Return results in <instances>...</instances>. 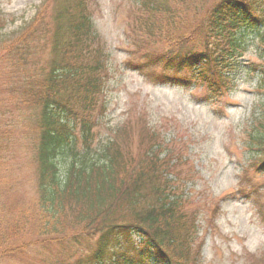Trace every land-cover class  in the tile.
<instances>
[{
	"label": "trees",
	"instance_id": "trees-1",
	"mask_svg": "<svg viewBox=\"0 0 264 264\" xmlns=\"http://www.w3.org/2000/svg\"><path fill=\"white\" fill-rule=\"evenodd\" d=\"M56 3L52 26L36 29V19L12 45L20 64L17 68L25 72L20 82L12 79L9 93L0 98L7 102L12 95V104L20 109L27 105L35 113L39 212L34 217L39 231L47 232L42 236L50 238L51 245L65 241L67 253L76 250L75 241H87L88 252L73 262L67 260L68 264H147L150 260L199 264L200 217L186 212L191 197L182 189L190 179L183 169L185 151L170 147L163 156L168 144L154 134L156 141L137 161L124 152L125 138L110 139L98 152L91 150L99 125L95 113L109 72L108 53L88 0ZM134 4L137 25L166 44L168 51L156 60L131 62V68L152 79L148 71L157 66L162 70L157 81L206 84L219 97L244 56L245 36L255 34L259 63L247 69L258 77L257 89L264 93V0H134ZM163 17H167L165 25ZM41 39L49 57L37 66ZM3 116L1 105L0 180L7 182V166L17 141ZM261 116L250 136L252 168L257 162L264 164V110ZM171 157L179 161L174 163ZM62 158H69L64 172ZM70 215L86 223L92 234L86 231L57 239L64 228L62 218ZM3 226L0 222V254L8 249L5 246L19 225ZM48 262L64 264L52 256Z\"/></svg>",
	"mask_w": 264,
	"mask_h": 264
},
{
	"label": "rangeland",
	"instance_id": "rangeland-1",
	"mask_svg": "<svg viewBox=\"0 0 264 264\" xmlns=\"http://www.w3.org/2000/svg\"><path fill=\"white\" fill-rule=\"evenodd\" d=\"M55 1L0 0V98L9 93L12 79L17 77L16 83L20 82L25 72L17 68L16 48L12 45L36 19V29L53 25ZM87 5L108 53L109 65L106 88L95 113L99 125L91 150L98 152L110 139L125 138L124 152L137 161L156 141L155 137L168 144L163 156L170 147L183 149V169L191 177L182 186L191 197L185 210L200 217L199 264H264V164L257 162L250 167V136L256 118H261L264 110V93L257 89L258 77L247 69L248 64L259 63L257 36H245L244 56L230 74L228 89L216 97L208 85L156 84L128 65L139 63L142 58L156 60L168 51L166 44L137 25L134 0H88ZM163 18L165 25L167 17ZM43 41L37 48L41 50L35 60L37 66L49 57ZM150 67V77H159L162 70ZM11 97L7 102L0 100L5 110L3 117L10 122L9 129L14 130L17 141L12 163L7 166V182L0 180V222L3 229L19 226L5 246L6 252L0 254V264H49V256L68 264L67 260L73 262L88 252L87 241H75L76 250L67 253L65 241L51 245L50 238L42 236L47 232L39 231L38 219L34 217L39 212L34 159L37 133L32 121L35 113L27 105L20 109L12 104ZM170 159L179 161L176 157ZM60 162L64 172L69 158ZM253 189L254 198L243 194ZM216 206L218 209L213 211ZM71 215L62 218L64 228L55 236L57 239H71L86 231L92 234L86 223H79ZM212 220L215 221L210 224Z\"/></svg>",
	"mask_w": 264,
	"mask_h": 264
}]
</instances>
